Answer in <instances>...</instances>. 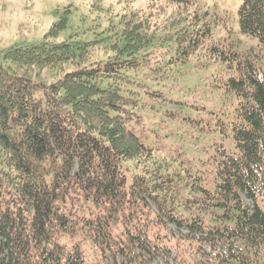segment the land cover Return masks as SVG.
<instances>
[{
	"label": "trees",
	"instance_id": "trees-1",
	"mask_svg": "<svg viewBox=\"0 0 264 264\" xmlns=\"http://www.w3.org/2000/svg\"><path fill=\"white\" fill-rule=\"evenodd\" d=\"M236 18L256 49L216 36L219 18L190 0H147L107 29L105 58L96 41L53 43L65 18L3 54L0 264H264V0H240ZM65 66L46 85L14 70ZM181 66L216 75L224 99L195 165L147 142L162 91L131 79Z\"/></svg>",
	"mask_w": 264,
	"mask_h": 264
},
{
	"label": "rangeland",
	"instance_id": "rangeland-1",
	"mask_svg": "<svg viewBox=\"0 0 264 264\" xmlns=\"http://www.w3.org/2000/svg\"><path fill=\"white\" fill-rule=\"evenodd\" d=\"M147 0H0V64L3 65V54L19 46L37 44L44 41L50 29L61 18L67 20L66 27L61 30L53 43L76 40L95 44L91 47V58L100 59L107 56L101 49L108 44L111 31L107 29L116 24L122 15L135 11ZM200 9L209 11L219 18V33L226 36L229 31L238 39L241 46L255 48L258 41L239 32L237 9L240 0H190ZM164 21H161V23ZM63 70L22 71L14 67L21 76L42 84H51L67 73L70 66ZM196 74L201 72L195 71ZM23 74V75H22ZM154 81L132 75L131 79L144 84L147 89L162 91L161 102H156V112L147 124L153 134L148 143L169 149L181 148L184 152L181 159L195 165L202 162L210 151L213 142L219 140L218 132L212 128L214 121H220L219 111L224 109L223 95L217 83L216 75H195L189 67L177 69L174 75H159ZM176 156L179 154H175ZM172 167L180 162H171ZM246 205L251 201L243 198ZM174 235H186L187 231H178L170 227ZM198 236V234H196ZM207 247L205 246L203 250ZM95 258L94 251L86 253L87 262ZM111 260L102 259L100 264H111ZM153 264H162L155 260ZM201 264V263H197Z\"/></svg>",
	"mask_w": 264,
	"mask_h": 264
}]
</instances>
